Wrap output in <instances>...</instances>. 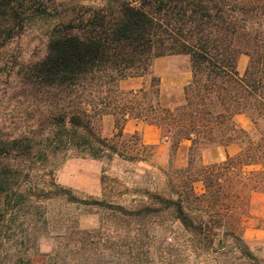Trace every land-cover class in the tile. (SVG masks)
<instances>
[{
    "label": "trees",
    "instance_id": "1",
    "mask_svg": "<svg viewBox=\"0 0 264 264\" xmlns=\"http://www.w3.org/2000/svg\"><path fill=\"white\" fill-rule=\"evenodd\" d=\"M44 12V0H0V51L21 34L24 16ZM171 55L188 56L192 71L175 107L160 102V82L150 71L153 60ZM240 55L248 57L242 76L236 71ZM148 75L149 91L127 93L124 121L157 127L173 153L182 142L190 144L186 167L159 169L169 191L148 193L152 203L137 215L169 214L195 251L256 260L244 225L251 195H264V0H105L57 25L25 80L31 91L58 98L61 112L53 124L73 134L71 146L96 158L117 151L94 130L86 109L73 104L78 91ZM241 114L251 130L236 121ZM230 144L239 146L234 156L201 162L203 149ZM5 222L0 210V229Z\"/></svg>",
    "mask_w": 264,
    "mask_h": 264
},
{
    "label": "rangeland",
    "instance_id": "2",
    "mask_svg": "<svg viewBox=\"0 0 264 264\" xmlns=\"http://www.w3.org/2000/svg\"><path fill=\"white\" fill-rule=\"evenodd\" d=\"M44 2V14L24 16L21 34L0 51V210L6 221L0 229V261L264 264V205L259 200L244 225V239L254 261L195 251L187 234L167 213L137 215L141 206L152 203L148 193L169 191L159 169L184 168L188 158L187 146L176 159V152L163 140L157 146L146 145L140 132H124L130 119L124 121L120 109L131 99L127 93L140 89L125 90L120 81L115 87L89 84L78 91L80 98L73 104L86 109L94 130L117 154L96 152L97 157L92 158L71 146L72 141L76 143L73 134L53 124L60 115L61 102L53 94L31 91L25 78L31 65L45 56L57 25L87 8L103 7L105 0ZM177 56L181 57L180 69H191L188 56ZM153 63L150 71L158 78ZM143 79L141 89L149 91L151 76ZM260 95L264 98V82ZM182 98L183 91L160 87L162 104L175 107ZM239 119L247 125L245 130H251L245 115ZM259 127L264 129V119ZM195 189L201 192L200 185Z\"/></svg>",
    "mask_w": 264,
    "mask_h": 264
},
{
    "label": "crops",
    "instance_id": "3",
    "mask_svg": "<svg viewBox=\"0 0 264 264\" xmlns=\"http://www.w3.org/2000/svg\"><path fill=\"white\" fill-rule=\"evenodd\" d=\"M246 55H240L237 60L236 71L240 76L245 72L248 60H246ZM181 57L179 56H164L154 60L153 70L156 76L160 80V87L164 90L174 89L183 91L184 88L192 80V71L189 67L179 68L178 63ZM185 62L187 59H183ZM187 63V62H186ZM145 81L143 78H130L128 80L121 81V88L128 91H136L143 87ZM241 115L236 116V121L243 128L246 129L247 125L239 119ZM124 132L134 133L140 132L143 144L157 146L160 144L161 136L160 131L157 127L153 125L144 124L142 122H137L135 120H127L124 124ZM164 145L168 146L164 141ZM186 142L188 145H185ZM189 142L184 141L180 144L176 151V159L181 158L182 148L189 147ZM238 145L230 144L228 146H211L205 148L201 152V159L203 164H213L224 160L227 156L231 157L237 154ZM259 200L261 205H264V195L260 193H253L250 197V214H253V208L256 201Z\"/></svg>",
    "mask_w": 264,
    "mask_h": 264
}]
</instances>
